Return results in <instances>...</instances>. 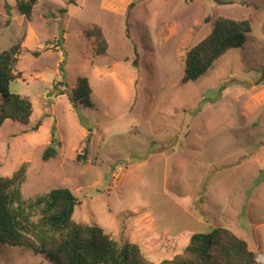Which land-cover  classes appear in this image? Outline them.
<instances>
[{
  "label": "rangeland",
  "instance_id": "rangeland-1",
  "mask_svg": "<svg viewBox=\"0 0 264 264\" xmlns=\"http://www.w3.org/2000/svg\"><path fill=\"white\" fill-rule=\"evenodd\" d=\"M19 2L0 0V47L20 46L10 91L33 114L0 126V176L25 165V199L69 188L75 222L154 262L214 227L264 255V0H39L31 19ZM219 17L249 20L252 32L183 82L187 51ZM96 24L108 41L100 55ZM82 77L91 105L71 99ZM53 139L58 155L44 161ZM0 264L54 262L0 242Z\"/></svg>",
  "mask_w": 264,
  "mask_h": 264
},
{
  "label": "trees",
  "instance_id": "trees-1",
  "mask_svg": "<svg viewBox=\"0 0 264 264\" xmlns=\"http://www.w3.org/2000/svg\"><path fill=\"white\" fill-rule=\"evenodd\" d=\"M38 2L20 0V12L31 19ZM251 32L249 20L217 18L212 33L187 51L183 82L198 79L226 51L242 47ZM88 35L94 38V55L104 54L108 41L103 28L96 24ZM19 51V45L9 49L0 47V126L6 120L28 124L33 114L32 101L10 91L11 82L22 75L15 73ZM79 81L76 99H71L91 105L92 88L88 78L82 77ZM57 145L53 139L46 147L44 161L57 157ZM25 179V165L11 177L0 176V242L43 254L54 264H264V255L224 227L192 234L184 253L178 257L151 261L138 244L120 245L101 226L75 222L73 215L80 201L67 187L53 188L25 199L22 191Z\"/></svg>",
  "mask_w": 264,
  "mask_h": 264
}]
</instances>
